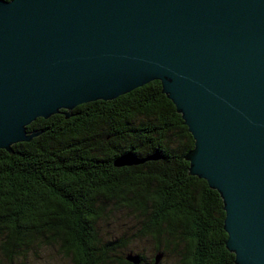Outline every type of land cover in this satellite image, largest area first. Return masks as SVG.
<instances>
[{
  "label": "water",
  "instance_id": "95a60500",
  "mask_svg": "<svg viewBox=\"0 0 264 264\" xmlns=\"http://www.w3.org/2000/svg\"><path fill=\"white\" fill-rule=\"evenodd\" d=\"M151 81L191 136L186 175L221 200L232 263L264 264V0H0L8 155L44 131L26 130L36 118ZM155 158L125 153L113 165Z\"/></svg>",
  "mask_w": 264,
  "mask_h": 264
},
{
  "label": "trees",
  "instance_id": "16d2710c",
  "mask_svg": "<svg viewBox=\"0 0 264 264\" xmlns=\"http://www.w3.org/2000/svg\"><path fill=\"white\" fill-rule=\"evenodd\" d=\"M159 92L151 81L77 105L65 119L62 111L36 118L26 130L43 132L12 145L10 155L0 149V264H25L37 249L50 248L68 264H132L127 255L152 264L156 253L169 252L177 264H233L221 200L186 175L182 157L192 139ZM125 153L156 158L114 166ZM112 214L134 219L131 240L100 236L97 227ZM142 239L153 244L148 263L123 253Z\"/></svg>",
  "mask_w": 264,
  "mask_h": 264
},
{
  "label": "rangeland",
  "instance_id": "374dc122",
  "mask_svg": "<svg viewBox=\"0 0 264 264\" xmlns=\"http://www.w3.org/2000/svg\"><path fill=\"white\" fill-rule=\"evenodd\" d=\"M138 227L131 216L125 214H112L110 218H105L97 227L103 239H114L115 237L126 236L128 239ZM141 254L148 263L154 254L153 244L149 239L132 240L123 249V253ZM54 249H37L36 253H31L25 264H68L67 260L60 259L55 255ZM159 264H177L178 256L174 252L164 253Z\"/></svg>",
  "mask_w": 264,
  "mask_h": 264
}]
</instances>
